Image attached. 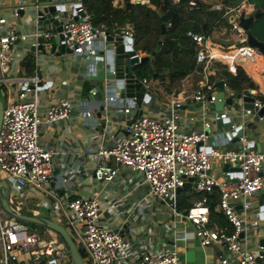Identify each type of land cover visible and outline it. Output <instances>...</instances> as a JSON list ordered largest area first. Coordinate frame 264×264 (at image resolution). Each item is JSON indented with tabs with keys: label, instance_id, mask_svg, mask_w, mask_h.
<instances>
[{
	"label": "built area",
	"instance_id": "2783aa9c",
	"mask_svg": "<svg viewBox=\"0 0 264 264\" xmlns=\"http://www.w3.org/2000/svg\"><path fill=\"white\" fill-rule=\"evenodd\" d=\"M172 1L174 4L180 2ZM198 2L211 10L222 11V17L227 14L225 5L214 3L212 0H189L188 5L195 7ZM56 4L64 5L70 11L62 20L60 32L52 25L39 31V17L36 14L31 18L33 26L31 34L14 32L11 27L19 20L20 12L25 10L21 5L10 10L11 20L0 18V26L10 27L9 31L0 32V89L5 95L0 123V174L4 176L5 182L8 180L10 193L13 192L12 196L8 195V200L16 212L18 208L11 198H16V195L30 187L41 190L51 176V160L55 152L51 148L40 146V127L69 119L71 104L60 99L47 107L41 106L37 90L42 86L37 76L20 78L19 91L15 93L10 90L8 83L11 78L7 75L12 70L14 61L12 48L31 38V47L35 49L32 54L37 56L41 53L37 49L40 45L37 39L41 37L46 52L43 55H46L54 44L52 40L58 44L59 35H62L63 44L71 50L68 54L71 58L75 60L86 57L95 65L104 61L103 55L108 50L107 29L91 24L90 16L84 11L81 0H75L70 4L60 1ZM247 6L252 7L253 11L252 4ZM235 11L230 18V31L240 39L238 43H242L247 40V35L239 26V20L245 14L246 8L240 5ZM261 12H264V8ZM74 16L78 19L73 20ZM167 26L169 27L170 23ZM217 28L221 29L220 26ZM120 35L131 39L132 42L128 45L133 48L131 27L122 29ZM186 35L195 45L194 63L196 67H201L200 72L205 79L201 83V88L191 96L171 101L169 110L160 118L138 116L127 126V137L116 142L110 149L99 148L97 165L92 172L93 179L104 184L113 181L118 169L111 166L110 162L138 171L143 175L148 197L156 202L166 203L171 208L173 217L184 216L185 221L193 226L194 237L201 247L213 244L227 253L226 257H221L220 264H264L263 256L260 255L263 251L262 246L257 249L248 247L240 238V234L245 230L246 211L251 209L249 198L264 191V176H260L263 173L264 153L251 150L252 145L246 142L243 134L237 137L236 133L238 129L242 132L246 128V123L253 121L254 116H257V112L250 114L249 111L242 109L236 118L237 123L234 124L226 114L220 112L207 116L204 109L215 101L217 92L213 81L208 79L210 71L218 68L212 65L214 62L221 63L228 73L234 75L237 67H242L236 59L248 54H261L257 49L244 44L232 48L237 53L233 54L231 61H225L223 57L213 52V47L217 46L222 53L229 50H222V45L213 43L212 36L205 37L192 32H187ZM110 74L116 77L114 67ZM121 82L124 87V81ZM139 83L146 89L151 88L150 82L145 79L139 80ZM224 86L226 95L233 98L235 92L228 90L225 83ZM240 93L253 97L254 106L257 110L261 108L263 103L256 100L259 95L257 89H247L246 92ZM107 104L116 105L125 116L136 108L134 99L121 98L115 94L106 97L105 105ZM145 104L148 105L146 101ZM187 104H201L199 108L203 110L202 126L196 132L180 131L182 117L178 110ZM85 117L92 118V110H86ZM193 119L189 117L190 121ZM262 119L259 118V122ZM217 120L230 122V129L225 131L221 128V133H213L212 128L216 127ZM234 138H237L235 142L240 144L239 149L219 150L221 149L219 147L229 144ZM215 160L221 167L228 164L233 170L224 172L225 178H219L212 173ZM190 178L192 179L190 188L204 196L185 214H180L176 210L175 190L183 188ZM214 189L219 192L218 211L231 226L230 233L222 230L211 220L205 195L212 193ZM42 205L45 208L49 206L47 202H43ZM238 206L241 213L238 212ZM100 210L96 196L77 197L62 208L57 223L64 224L63 227L77 247V242L82 246L84 264H129L132 256L128 240L117 231L99 225ZM255 215L256 218L252 221L254 225L261 219V212H256ZM128 231L131 232L130 229ZM137 254L135 264H181L180 256L174 249L167 252L148 249L138 251ZM20 255H30L37 260L48 257L64 264L71 262L68 250L57 238L41 239L38 233L9 216L0 204V264H16Z\"/></svg>",
	"mask_w": 264,
	"mask_h": 264
},
{
	"label": "crops",
	"instance_id": "0c3cea01",
	"mask_svg": "<svg viewBox=\"0 0 264 264\" xmlns=\"http://www.w3.org/2000/svg\"><path fill=\"white\" fill-rule=\"evenodd\" d=\"M60 1L70 4L75 0H51L53 4ZM245 1L234 0L225 5L227 14L223 20L231 12L235 14V8L240 5L246 8L245 15L251 13L252 7H248L247 5L250 3L247 4ZM32 2L34 0H0V18L5 17L7 20H11L10 10L16 6H24L25 10L20 12L19 20L11 28L16 33L31 34L33 26L28 6ZM137 2L146 3L144 0L130 1V3ZM112 4L120 6L122 0H114ZM253 11H255L254 7ZM67 13L69 14L70 11L68 10ZM50 27V24L41 25L39 31ZM127 27L130 25L121 28L118 34L120 35L121 30ZM9 29V26H0V32L9 31ZM219 30L216 27L212 37L219 34ZM31 43V38H28L26 42L12 48L14 61L12 70L7 75L11 78L8 83L10 90L15 93L19 91L21 88L20 78L37 76L42 86L37 90L40 105L47 107L57 100L64 99L71 104V114L67 120L40 127V146L51 148L55 152L51 160V176L41 190L30 187L16 195V198H11L18 208L17 212L58 222L62 208L70 201L77 197L96 196L101 207L99 225L117 231L124 239L128 240L132 256L129 264H135L138 251L148 249L160 252L174 249L180 256L181 264H220L221 257H226L227 253L213 244L201 247L194 237L193 226L189 222L182 221L178 216L173 217L172 211L170 212V222L160 221L155 209V201L148 197V188L140 172L110 162L111 166L118 169L117 176L113 181L104 184L93 179L92 172L97 165V150L99 148L110 149L115 146L116 142L127 137V123L136 111L132 109L130 114L125 116L116 105H105L107 96L115 94L121 97L123 91L122 82L110 74L114 67L112 44H108V50L103 55L104 61L95 65L86 57L74 60L68 54L55 56L50 53L46 55L40 53L34 56L30 51ZM137 52L145 54L141 51ZM29 60L32 65L30 73L26 65ZM263 61L264 57L259 55V65H262ZM243 70L245 69L243 68ZM220 71L219 67L213 68L210 71L209 81H213L215 84L221 79L218 78ZM245 73L247 74L246 71ZM261 75L262 81L259 85L257 84L259 86L257 90L259 96H264V67ZM204 80L202 72L195 68L180 82L172 94L163 93L155 82L149 81L154 98L145 108L157 116L154 118H160L169 110L171 101L195 94L201 88V83ZM256 100L258 99L256 98ZM258 101L264 103V101ZM194 105H183L178 110L182 117L180 131L183 133L196 132L201 129L203 110ZM145 108L142 115H145ZM204 109L207 116L217 114L210 106ZM86 110H92V118L85 117ZM222 113L229 116L234 124L237 123L235 116L230 115L225 107ZM189 117L194 119L190 121ZM221 131L222 129L212 128L213 133H221ZM242 134L246 142L252 145L251 150L264 153V118L255 124V128H245ZM219 148H221L219 150H235L240 148V144L231 141ZM214 165L212 173L219 178H225L223 167L217 160L214 161ZM0 180L4 181V178L2 177ZM189 189L194 192L192 188ZM9 194L12 196L13 192L11 191ZM198 201L194 199L188 202L193 205ZM259 201L257 195L249 198L251 209L246 211L245 230L240 234V238L248 247L257 249L262 246L264 251V209L258 224L252 223L256 218V212H261L260 208L263 206L259 204ZM43 202H47V205L50 204L52 209L50 206L45 208L42 205ZM207 206L209 207L208 202ZM215 211L219 212L217 205H215ZM238 212L241 213L239 206ZM215 222L218 227L226 231L217 221ZM40 237L43 240L55 238V236L43 238L41 235ZM16 264L64 263L48 257L37 260L30 255H20ZM65 264H72V262Z\"/></svg>",
	"mask_w": 264,
	"mask_h": 264
},
{
	"label": "trees",
	"instance_id": "16d2710c",
	"mask_svg": "<svg viewBox=\"0 0 264 264\" xmlns=\"http://www.w3.org/2000/svg\"><path fill=\"white\" fill-rule=\"evenodd\" d=\"M81 1L83 9L90 16L91 24L94 27L103 26L109 34L115 35L119 33L121 28L130 25L134 50L149 56L152 55L157 46V38L161 36V16L171 7L173 8L172 14L165 24L166 32L159 50L151 56L150 61L139 64L134 69L135 77L140 80L155 82L157 87L167 94H172L180 82L195 68H198L199 72L201 71V67H196L194 63L195 45L186 35L187 32L208 37L213 35L217 26H224L222 11L211 10L200 2L195 7H191L188 5L189 0H180L177 4H174L172 0H144L146 3H130V0H122L120 6H113L114 0ZM233 1L212 0V2L222 5H227ZM259 1L261 2V0ZM258 5L260 3L257 4V7H259ZM168 23H170L169 27L167 26ZM252 24L259 25V27L264 26V12H261ZM250 30L255 36L252 28ZM213 52L227 61H231L233 54L237 53L235 50L222 53L217 46L213 47ZM236 62L243 66L249 76L242 67L238 66L234 75L227 71H220L218 77L223 78L227 88L235 93L246 92L247 89H257L253 80L257 84L261 83L264 61L262 65H259V56L248 54L236 59ZM26 65L30 73L31 61L29 60ZM259 100L264 101V96H259ZM205 197L209 204L211 220L217 221L220 226L226 229L225 232L230 233L232 231L231 226L220 212L215 211L219 197L218 190L214 189ZM191 206V203L176 202V210L181 213L184 212L182 214H185ZM57 239L67 249L59 235ZM79 251L84 258L83 251Z\"/></svg>",
	"mask_w": 264,
	"mask_h": 264
},
{
	"label": "water",
	"instance_id": "95a60500",
	"mask_svg": "<svg viewBox=\"0 0 264 264\" xmlns=\"http://www.w3.org/2000/svg\"><path fill=\"white\" fill-rule=\"evenodd\" d=\"M30 7V16L38 15L39 17V25L50 24L52 25L56 31H61V23L64 19L65 14L67 13V8L61 4H53L51 0H37L32 2ZM264 8V0H261L259 7L253 12L252 16L245 18L241 17L239 20V26L246 32L247 40L242 43L236 44V46L248 44L249 46L258 50V52L264 57V42L257 40L251 33V25L253 20L260 14L261 10ZM29 9V8H28ZM173 8L171 7L163 16H161V36L159 37V41L157 46L155 47L154 55L160 48L163 36L166 32L165 24L168 22L170 15L172 14ZM78 17L74 16L73 20H77ZM40 45L37 47L38 50L41 51L42 54H45L44 47L42 45V38L39 37L37 39ZM107 41L112 44V49L114 53V70L116 73V78L120 81H124L123 91L121 93V98H132L135 101V114L127 123L130 125L134 120L143 114V109L146 107L145 101L149 104L152 100L153 90L151 88L146 89L141 83H139L138 78L134 75V69L142 63H146L151 60V56L146 54L137 53L134 48L130 47L128 44L132 42L129 38H123L119 34H108ZM58 44L54 43L49 50L50 54L55 56H61L65 54H70L71 50L63 44V37L59 35ZM34 47H30V51L34 52ZM215 87L217 88V92L215 93V101L210 103V108L217 113L223 111L224 107L231 106L236 104L239 107V111L247 110L250 114H254L257 112V116H254L253 121L246 123V128H255V124L259 122V118H264V103L261 108L257 110V107L254 106V98L246 95H242L241 93H235L234 97L227 96L224 92L223 88V80H219L215 83ZM201 104L195 105V107H199ZM3 103L0 98V123L3 112ZM215 125L218 129H223L228 131L231 127L230 122L217 120ZM239 130V129H238ZM237 130L236 136H240L242 132ZM235 134V133H234ZM232 141H237V138H234ZM233 170L228 164L224 165L223 172H228ZM263 176V173L260 174ZM192 179H188V181L184 184L183 188H177L175 190V195H178L182 189H189L191 187ZM10 193V187L7 182L0 180V204L2 209L11 217L17 219L20 222H28L37 226H41L43 228L48 229L53 232L56 236H60L65 243L69 257L71 259L72 264H84L83 258L80 254L78 247L75 242L70 237L68 231L60 224L55 221H52L48 218L36 217L23 215L16 212L9 203L8 195ZM259 196V204L261 206V215L264 209V191L256 193ZM182 221H185V217L179 215ZM260 255L263 256L264 262V251L260 252Z\"/></svg>",
	"mask_w": 264,
	"mask_h": 264
},
{
	"label": "rangeland",
	"instance_id": "374dc122",
	"mask_svg": "<svg viewBox=\"0 0 264 264\" xmlns=\"http://www.w3.org/2000/svg\"><path fill=\"white\" fill-rule=\"evenodd\" d=\"M245 3H250L253 5L254 9L256 10L258 7H257V4L260 3L259 0H246ZM32 3H30L31 5ZM259 6V5H258ZM29 8V6H28ZM69 10V8H68ZM67 10V11H68ZM254 11H252L251 13H248V14H244L242 15L243 17L245 18H248L250 16H252ZM231 16H233V13L231 12L230 15L228 17L225 18V20L223 21L224 22V26H221V29L219 30V34H215L214 37H211L212 38V41L213 43L217 44V45H222L223 49L222 50H225V49H228L229 51L232 50V48H235L236 47V44H238V42L240 41V39L237 37V35L235 33H232L230 31V28H231V22H230V18ZM241 16V17H242ZM31 18H33V16H31ZM32 27V26H31ZM252 30L254 31V34H255V38L260 40V41H264V26H260L259 25H253L252 24ZM54 41V40H52ZM257 55V54H256ZM259 56V55H257ZM212 65H215V66H218L220 68L221 71H226V67L224 65H222L221 63L219 62H214ZM243 68V67H242ZM245 71V70H244ZM249 76V75H248ZM252 78V77H251ZM253 80V78H252ZM253 82L257 85V83L253 80ZM259 85V84H258ZM259 86H257L258 88ZM262 96V95H261ZM0 98H1V101L2 103L5 102V99H4V93L3 91L0 89ZM154 98V96L152 97ZM257 99L259 100V95L257 97ZM4 105V104H3ZM228 111V113L232 116H235V118H237V116L239 115V107L236 105V104H233L231 106H226L225 107ZM144 114L147 116V117H157L155 116L153 113H150V111L148 110V108L146 109L145 108V111H144ZM215 167V165L213 166V168ZM4 178L3 175H0V178ZM6 182H8V180H6ZM204 195L202 194H195L194 192H192L190 189H182L180 191V193L178 195H176L177 199H176V202L177 203H180V202H183L185 204L189 203L188 201H193L194 199L195 200H201V198L203 197ZM49 200V199H48ZM50 201V200H49ZM49 203V202H48ZM50 206V209H52L51 205L49 204ZM12 207V206H11ZM14 208V207H12ZM155 209L156 211L158 212V218H160L161 220L160 221H166V222H170V219H171V208H169L166 203L164 202H156L155 201ZM20 210V209H19ZM49 211V210H48ZM184 213V212H182ZM28 229H30L31 231H34L38 234H40L41 236H43V238H48L50 236H55V238H57V236L49 231L48 229L46 228H43L41 226H37V225H34L32 223H28V222H22ZM163 223V222H162ZM62 226H64L63 223H61ZM73 237V236H72ZM74 238V237H73ZM77 245H78V249L79 250H82V246L80 245L79 242H77Z\"/></svg>",
	"mask_w": 264,
	"mask_h": 264
},
{
	"label": "bare ground",
	"instance_id": "6f19581e",
	"mask_svg": "<svg viewBox=\"0 0 264 264\" xmlns=\"http://www.w3.org/2000/svg\"><path fill=\"white\" fill-rule=\"evenodd\" d=\"M221 80H223V88L225 87L224 86V83H225V81H224V79L223 78H221ZM226 85V84H225ZM227 87V86H226ZM225 89V88H224ZM229 90V89H228Z\"/></svg>",
	"mask_w": 264,
	"mask_h": 264
}]
</instances>
